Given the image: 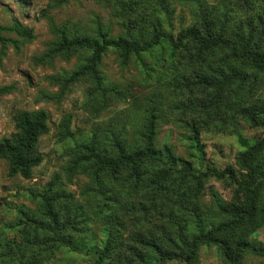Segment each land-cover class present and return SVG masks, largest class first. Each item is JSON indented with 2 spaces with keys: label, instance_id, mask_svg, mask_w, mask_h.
Here are the masks:
<instances>
[{
  "label": "rangeland",
  "instance_id": "obj_1",
  "mask_svg": "<svg viewBox=\"0 0 264 264\" xmlns=\"http://www.w3.org/2000/svg\"><path fill=\"white\" fill-rule=\"evenodd\" d=\"M179 1L171 0L172 12L166 21L174 32L196 21V16ZM205 1L216 24L225 17L239 24L250 21L260 25L264 20V0ZM106 2L0 0V25L10 27L18 20L34 30V38L29 41L9 29L3 31L10 41L4 49L0 43V86L12 85L13 88L0 95V137L9 136L16 130L14 115L19 110H46L50 127L39 143L44 159L33 169L30 178L10 175L8 161L0 158V238L22 242L29 237L27 228L11 229L7 225L17 224L21 218L20 208L33 216H41L42 199L39 195L48 192L58 195L55 206L62 215L75 217L77 229L72 235L78 241L83 240L82 247L74 250L68 247L41 250L38 255L40 264H92L96 255L94 249L104 244L109 226L99 212L108 213L103 207L106 195L111 196V192H106L104 185L102 187V183L95 180L93 164L85 148L89 140L98 141L99 150L110 151L114 135L121 134L123 141L135 146L144 116L153 109L157 116L155 148H168L175 156L190 162L196 170H222L227 166L236 167L238 153L264 133V125H252L241 108L249 106L251 103L247 102H254L256 98L264 100V72L259 74L263 80L254 98L232 97L235 104L229 96L218 114L207 112L205 115L191 107L196 97H201L199 93L176 90L165 84L172 76L187 74L194 77L202 66L189 65V56L181 63L179 58L170 56L167 48L144 56L146 66L134 58L123 64L116 51L108 50L99 65L103 75L100 88L86 76L66 81L65 76L83 62L86 51L49 57L47 53L58 39V31L63 30L68 36L93 35L102 25L109 34L117 35L127 29L123 17L134 18L136 15L123 9V14L117 17L118 2ZM193 122L198 126V146L191 139ZM64 129L70 130L71 137L63 138ZM123 179L124 175H120L112 185L120 195V201L114 205L122 210L117 212L122 224L114 228L121 235L120 241L126 243L128 236L136 231L152 230L159 236L163 230L173 232L176 225L172 218L163 215L165 208L148 222L146 219V223L142 221L141 213H127V201L140 200L141 193L136 196L133 191L130 193V185L127 186ZM106 180L104 177L103 182ZM213 191L230 203L239 199L227 180L208 176L201 194L195 201H190L192 206H212ZM175 210L176 217H184V224L189 229L195 227L191 208ZM208 215L211 218L212 211ZM251 240L264 243V228L253 234ZM262 261L264 257L248 253L241 261L230 262L217 246L202 245L193 264H260ZM164 264L187 262L173 259Z\"/></svg>",
  "mask_w": 264,
  "mask_h": 264
},
{
  "label": "trees",
  "instance_id": "obj_2",
  "mask_svg": "<svg viewBox=\"0 0 264 264\" xmlns=\"http://www.w3.org/2000/svg\"><path fill=\"white\" fill-rule=\"evenodd\" d=\"M103 1L118 2L117 17L123 14V9L136 15L134 18L123 17L127 29L117 35L109 34L102 25L93 35L81 33L68 36L63 30L58 31V39L47 53L49 57L86 51L83 62L65 76L66 81L86 76L100 88L103 75L99 65L108 50L116 51L123 64L134 58L146 66L144 56L167 48L170 56L179 58L181 63L189 56V65L202 66L196 70L194 77L181 74L170 77L169 84L165 82L176 90L199 93L201 97H196L191 107L202 114H218L220 106L229 96L232 100L254 98L263 80L259 74L264 72V20L260 21V25L250 21L239 24L225 17L216 24L205 0H181L179 2L196 16V21L174 32L166 22L172 12L171 0ZM8 29L26 41L34 38L33 28L18 20L10 27L0 25L3 49L10 41L3 35V31ZM12 88V85L0 86V95L11 92ZM247 103L251 104L241 107L244 117L254 126L264 125V100L256 98L254 102ZM144 117L135 146L123 141L121 134L114 135L110 151L99 150L96 146L98 141L94 139L85 146L93 164L95 180L102 183V187L104 185L106 192H111V196L106 195L103 207V211L105 209L108 213L99 212L102 219H107L109 227L104 244L94 249L96 255L92 264H164L173 259L193 264L202 245L217 246L226 259L234 263L248 253L264 257V243L251 240L253 234L264 228V133L238 153L236 167L196 170L190 162L175 156L168 148H155L157 116L151 109ZM48 119L47 111L42 108L16 112V130L9 136L0 137V158L8 161L10 175L30 178L33 169L41 164L44 157L39 143L41 136L50 129ZM63 125V128L67 127L65 123ZM190 127L193 144L198 146L197 123L193 122ZM71 135L70 130L64 129L63 138ZM120 175H124L123 181L130 185V193L133 191L135 196L141 193L140 200L127 201V213H141L142 221L146 223V219L148 222L155 213L160 214L165 208L163 215L175 222L173 232L163 230L159 236L152 230L136 231L128 236L126 243L120 241L121 235L115 226L122 224L117 214L122 210L114 206L120 201V195L112 186L114 179ZM208 176L227 180L239 195L238 201L227 202L213 191L212 206H192L190 201H195L201 194L203 182ZM104 177H107L106 182H103ZM39 196L42 199L41 216H33L20 208L21 218L17 224L7 225L11 229L27 228L30 236L22 242L0 238V264H40L38 255L41 250L82 247L83 240L78 241L72 235L77 229L75 217L62 215L55 206L58 195L45 192ZM188 208L193 210L192 218H195L192 229L184 224V217H176L175 209ZM210 211L211 218L208 215Z\"/></svg>",
  "mask_w": 264,
  "mask_h": 264
}]
</instances>
